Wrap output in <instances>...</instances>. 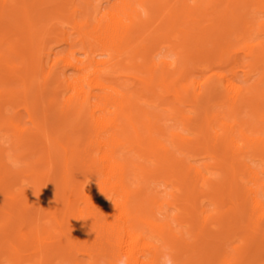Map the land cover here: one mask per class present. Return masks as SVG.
<instances>
[{"label": "bare ground", "instance_id": "obj_1", "mask_svg": "<svg viewBox=\"0 0 264 264\" xmlns=\"http://www.w3.org/2000/svg\"><path fill=\"white\" fill-rule=\"evenodd\" d=\"M164 247L264 264V0H0V264Z\"/></svg>", "mask_w": 264, "mask_h": 264}, {"label": "clouds", "instance_id": "obj_2", "mask_svg": "<svg viewBox=\"0 0 264 264\" xmlns=\"http://www.w3.org/2000/svg\"><path fill=\"white\" fill-rule=\"evenodd\" d=\"M157 59L159 60V57H157ZM170 59H172L174 61L175 57L174 56L170 57ZM9 163L11 164V166L14 169H19V168L23 167V163L19 159L10 160ZM101 264H104V262L101 261ZM113 264H128V257L125 255H120L118 257H115L113 259ZM159 264H176L174 254L167 247H164L161 249Z\"/></svg>", "mask_w": 264, "mask_h": 264}, {"label": "rangeland", "instance_id": "obj_3", "mask_svg": "<svg viewBox=\"0 0 264 264\" xmlns=\"http://www.w3.org/2000/svg\"><path fill=\"white\" fill-rule=\"evenodd\" d=\"M56 48L59 49L60 46H57ZM240 79H241V77H240ZM21 112H22V110H21ZM165 117H166V116H165ZM166 118H167V117H166ZM204 161H206V160H205V159L200 160V162H204ZM151 186H152L153 188H155V190H158V191H160V192H164L165 189L168 190V188H166L162 182H158V183H156V184L153 183V184H151Z\"/></svg>", "mask_w": 264, "mask_h": 264}]
</instances>
